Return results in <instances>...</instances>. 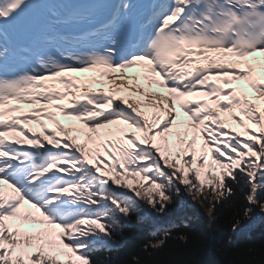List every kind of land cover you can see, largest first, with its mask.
<instances>
[{
    "label": "snow or ice",
    "instance_id": "snow-or-ice-1",
    "mask_svg": "<svg viewBox=\"0 0 264 264\" xmlns=\"http://www.w3.org/2000/svg\"><path fill=\"white\" fill-rule=\"evenodd\" d=\"M185 195L264 216V0H0V264H176Z\"/></svg>",
    "mask_w": 264,
    "mask_h": 264
},
{
    "label": "trees",
    "instance_id": "trees-1",
    "mask_svg": "<svg viewBox=\"0 0 264 264\" xmlns=\"http://www.w3.org/2000/svg\"><path fill=\"white\" fill-rule=\"evenodd\" d=\"M181 201L169 210L167 216L158 217L164 220L177 214ZM189 202L203 213L202 216L187 214L177 223L180 224L181 231H187L190 228L197 234L198 239L202 237L199 249L193 251L189 247L185 255L176 252L171 257H167L166 254L172 251V247L181 248L178 244L172 245L164 252L157 254L158 258L171 259L176 264H264V216L260 215L257 222H254L255 216L251 221H243L244 226L237 232H233L232 216L227 211V206L213 217L212 223H209L206 216L207 209L202 208L198 203H193L191 199ZM184 225L188 227L185 228ZM157 228L158 226L151 220L143 218L138 221L134 217L124 226L122 235L118 237L123 245L122 251L129 256L134 255L140 250L142 243L153 239ZM149 230L152 231L149 232ZM176 234L173 233V235Z\"/></svg>",
    "mask_w": 264,
    "mask_h": 264
},
{
    "label": "rangeland",
    "instance_id": "rangeland-1",
    "mask_svg": "<svg viewBox=\"0 0 264 264\" xmlns=\"http://www.w3.org/2000/svg\"><path fill=\"white\" fill-rule=\"evenodd\" d=\"M185 198H186V200H187V203L186 204H183L181 207H180V209L182 208V209H184L185 211H188L189 213H193V212H196V211H198L197 213L199 214H203L197 207H194V206H192V205H190V199L185 195ZM182 201H184L183 200V198H182ZM199 214V215H200ZM200 215V216H201ZM258 215H260L259 213H258ZM147 219L148 220H155L156 219V216H152V215H149V214H147Z\"/></svg>",
    "mask_w": 264,
    "mask_h": 264
},
{
    "label": "bare ground",
    "instance_id": "bare-ground-1",
    "mask_svg": "<svg viewBox=\"0 0 264 264\" xmlns=\"http://www.w3.org/2000/svg\"><path fill=\"white\" fill-rule=\"evenodd\" d=\"M133 71H136V70H129V73L131 74V72H133ZM96 87H98V86H96ZM60 119L62 122H66V118H64V117H60ZM49 126L51 127V124Z\"/></svg>",
    "mask_w": 264,
    "mask_h": 264
},
{
    "label": "water",
    "instance_id": "water-1",
    "mask_svg": "<svg viewBox=\"0 0 264 264\" xmlns=\"http://www.w3.org/2000/svg\"><path fill=\"white\" fill-rule=\"evenodd\" d=\"M183 200H184V201H182V205L187 203V200H186L185 196L183 197ZM197 212H198V211L193 212V213H194V214H197ZM256 216H258V212H257V215H256Z\"/></svg>",
    "mask_w": 264,
    "mask_h": 264
}]
</instances>
